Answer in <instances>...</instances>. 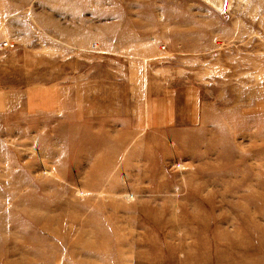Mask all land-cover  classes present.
I'll use <instances>...</instances> for the list:
<instances>
[{
    "label": "rangeland",
    "instance_id": "374dc122",
    "mask_svg": "<svg viewBox=\"0 0 264 264\" xmlns=\"http://www.w3.org/2000/svg\"><path fill=\"white\" fill-rule=\"evenodd\" d=\"M3 41L0 264H264V0H0Z\"/></svg>",
    "mask_w": 264,
    "mask_h": 264
},
{
    "label": "built area",
    "instance_id": "2783aa9c",
    "mask_svg": "<svg viewBox=\"0 0 264 264\" xmlns=\"http://www.w3.org/2000/svg\"><path fill=\"white\" fill-rule=\"evenodd\" d=\"M7 46H9V42H7V41L0 42V48L1 49L6 48Z\"/></svg>",
    "mask_w": 264,
    "mask_h": 264
},
{
    "label": "crops",
    "instance_id": "0c3cea01",
    "mask_svg": "<svg viewBox=\"0 0 264 264\" xmlns=\"http://www.w3.org/2000/svg\"><path fill=\"white\" fill-rule=\"evenodd\" d=\"M10 23H12V22H10Z\"/></svg>",
    "mask_w": 264,
    "mask_h": 264
}]
</instances>
